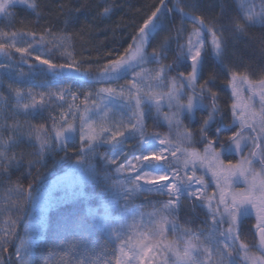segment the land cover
<instances>
[{"label":"snow or ice","instance_id":"1","mask_svg":"<svg viewBox=\"0 0 264 264\" xmlns=\"http://www.w3.org/2000/svg\"><path fill=\"white\" fill-rule=\"evenodd\" d=\"M13 2L0 0V15H9L8 6ZM19 2L29 9L37 7L36 0ZM153 4L123 52H108L116 58L103 65L89 62L85 67L84 59L77 58L75 38L81 33L0 29V54L10 57L14 51L29 67L35 63L51 72L95 74L101 85L98 89L74 90L65 84L40 91L7 85L14 97V118L21 113L27 117L37 108L47 109L49 101H59L60 114L49 113L50 128L27 120L24 125L15 119L13 123L6 119L0 123V171L6 172L12 161L21 158L10 151L21 136L43 148L72 129L78 131L82 146L99 140L120 144L124 138L138 135L142 142L155 147L131 158L114 157L110 163L131 180L130 188L156 189L167 199L143 207L151 208L150 212H137L117 242L114 264H264V65L259 69L261 78L253 81L236 66L224 64L227 75L221 82L231 91L232 101L225 107L230 115L225 125V108L218 103L220 93L209 87L208 80L198 77L206 45L215 56H221L222 34L211 21L180 7L181 14L195 24L175 35L176 50L186 56L188 68L173 72L171 62L160 59L159 48H153V59L147 60L146 36L150 28H155L165 0ZM257 18H264V6L245 7L235 27L242 30ZM205 30L207 40L202 36ZM169 39L166 36L163 43ZM34 47L43 51L34 53ZM149 64L155 67L149 69ZM7 67L0 64V69ZM122 71L130 72L131 79L119 87L111 86ZM257 88L261 89L259 93ZM81 91L84 98L76 104ZM97 97L122 101L127 114L110 117L111 110L102 108ZM0 100L7 97L0 93ZM198 108L207 110L208 115L193 129L182 117ZM161 121L169 129L166 134L157 130ZM154 167L163 170L153 171ZM182 198L192 202V212L197 205L205 210L204 223L195 232L179 224ZM145 215L148 224L137 223V218ZM247 217H251L250 226L244 224ZM14 232L15 219L8 225V235L0 238L7 240ZM3 250L7 252V248Z\"/></svg>","mask_w":264,"mask_h":264},{"label":"trees","instance_id":"2","mask_svg":"<svg viewBox=\"0 0 264 264\" xmlns=\"http://www.w3.org/2000/svg\"><path fill=\"white\" fill-rule=\"evenodd\" d=\"M250 1L257 8L264 6V0ZM155 2L158 0H36V9L15 3L8 8L9 15H1L0 29L35 30L37 34L44 29H63L72 33H81L75 38L77 58L84 59L85 67L89 62L93 65H103L109 59L116 58L115 55L108 56V52H123L131 42L135 30L147 18V14H150ZM176 2L177 0H165L154 28L170 37L165 48L166 53L162 58L164 62H171L173 72L185 71L188 68L187 59L176 50V33L181 28H189L185 26ZM102 9L108 11L102 12ZM217 16L218 13L207 14L205 19L211 21L216 26V30H219L218 26H224L223 22L230 30V25L233 24L231 16L215 24ZM150 30L146 36L148 55L152 51ZM231 32L235 34L234 31ZM204 37L205 40L208 39L207 31H204ZM223 39L224 47L219 57L213 54L210 45L206 46L202 78L208 80L209 87L220 93V100L226 107L232 101L229 89L221 82L227 75L224 64L234 65L242 73L249 74L253 81H258L261 78L260 66L264 65V27L250 29L237 37L228 36ZM10 58L17 65L19 72L29 71V65L24 63L17 53L12 52ZM88 58L91 60L89 61ZM57 59L59 62L60 57L57 56ZM31 67L35 70L33 72L35 74L31 75L35 81L48 78L60 79L68 74L76 75L59 70L51 72L35 63ZM79 75L88 79L98 78L95 74ZM3 76H7L6 73ZM11 78L16 80L15 77ZM224 113L226 114L227 111ZM207 115L200 110L194 122L188 126L197 128ZM165 127L166 125L161 122V127L158 129ZM214 127L215 125L213 129ZM32 141L34 144L27 151L25 147L22 149L18 147L16 151L21 158L15 165L8 166L6 172L0 171V188L9 186L23 193L20 203L22 205L19 208L16 205V208L10 212V215L13 214V218L10 217L11 221L15 219V232L7 240L0 238V264H19L17 258L21 246H26L30 251L27 264H114L113 257L120 237H116L107 212L116 206L121 194V184L113 165H107L100 159V154L107 153L110 145L92 143L82 146L76 142H68L41 154L37 143ZM84 150L92 154L90 159H85V178L82 181L76 178L69 186L62 189L60 199L51 204L44 218L34 226V236L26 240V232L30 229L31 202L39 189L54 177L66 172L85 152ZM164 199L152 195L143 201L134 199L131 203L145 202V207L149 203L162 202ZM191 207V201L183 207L179 224L190 227L195 232L203 224L205 212L198 205L196 211L192 212ZM2 210L3 206L0 203V213ZM250 219L251 217L245 218V226H250ZM6 235H8L6 232L0 231V237ZM5 248L7 252L3 250Z\"/></svg>","mask_w":264,"mask_h":264},{"label":"rangeland","instance_id":"3","mask_svg":"<svg viewBox=\"0 0 264 264\" xmlns=\"http://www.w3.org/2000/svg\"><path fill=\"white\" fill-rule=\"evenodd\" d=\"M15 3H20L19 0H14L13 3L9 4L8 8ZM176 4L180 7L185 9L186 11L194 14H198L206 17L207 14H216L218 16L215 18L214 23L219 24L226 19L227 16H231V22L233 24L230 25V30L234 31L233 34L227 24L223 22V27L218 26L217 32L221 33L223 37H237V35H241L242 33L246 32L247 30L264 27V18H257L256 21L252 24H248L245 26L244 29H237L235 27L236 23L242 20V9L245 7L253 6L250 0H177ZM180 11V10H179ZM181 13V12H180ZM206 14V15H205ZM184 18L185 26L189 28L195 24V21L192 20L190 17H185L181 14ZM1 17V15H0ZM160 30L158 29H151L150 35H152V42H151V49L159 48L160 49V59L164 61L162 55L166 53V46L167 42H164V38L166 35L159 33ZM206 31V30H205ZM204 37V32L202 33ZM3 38H0L2 40ZM205 39V37H204ZM225 39V38H224ZM223 39V40H224ZM18 43H23V41H18ZM207 46V45H206ZM43 51L40 48L34 47L33 52H40ZM14 52V51H13ZM151 52L147 56L148 61H152ZM15 53V52H14ZM18 54V53H17ZM206 54V47L203 56ZM19 55V54H18ZM185 56V55H184ZM203 56L201 58V65L198 72L199 79L203 80L202 78V70H203ZM186 57V56H185ZM23 60V59H22ZM0 64L8 65L7 68L0 69V93H3L7 100H0V123H3L6 119L9 123H13L14 119L17 123L24 125L25 121H29L34 124H45L49 128L51 127V121L49 120V113L53 116H59L60 110L57 107L59 101H49L50 107L47 109L37 108L27 114V117L21 113L17 117H13L12 112V104L14 102V97L12 93L8 90L7 85H12L13 87H22L24 89L27 88H35L37 91L47 89V88H56L63 86L65 84L72 87V89H98L101 85L98 82V78H91L88 79L87 77H83L82 75H72L68 74V76H62L60 79H42L35 81L31 75L35 70L33 67L29 68L28 72H22V74L18 71L17 65L12 61L10 57H6L3 54H0ZM147 68L151 69L155 67V64H149L146 66ZM6 73L7 76H3ZM37 74V73H36ZM10 77V78H9ZM11 77H15L14 80ZM127 79H131V73L128 71H122L117 78H114L111 83L113 87H119L121 84H125ZM107 86V85H105ZM257 93L261 91V89H256ZM230 95L231 91L229 90ZM83 93L81 91L79 95V99L76 101V104H80V101L83 100ZM39 99V97H37ZM97 103L101 105L102 108L110 109V117H118L124 116L127 114V108L123 106V102L114 99H102L100 97L96 98ZM68 103H71V97H69ZM218 103L220 104L221 108L224 109L225 106L222 103V100L219 99ZM67 103L64 104V107L67 108ZM203 109H197L194 112H185L183 114V122L186 125H190L194 122L195 118L198 116V112ZM208 114L207 110H203ZM224 111H227L226 108ZM225 119L224 123L227 125L229 123L230 115L224 113ZM162 122V121H161ZM79 123V121H77ZM163 123V122H162ZM164 124V123H163ZM148 125L152 127V120L148 121ZM166 125V124H164ZM25 127V131H26ZM161 131L162 134L168 133L169 129L166 125L165 128L157 129ZM7 137V130L4 131V138ZM134 138V139H133ZM68 142H76L77 144L81 145L79 140V134L76 129L69 130L65 133V135L56 140L53 138L50 143L46 144L41 148L38 147L39 153L45 154L50 152L53 148L65 145ZM94 143H106L103 140L96 141ZM34 142L31 139H28L24 136H21L19 141L12 146L10 151H14L17 156H19L18 152L16 151L19 148H27L26 151L33 145ZM92 144V143H91ZM110 149L107 153L100 154V159L107 165H113L110 161L115 157L119 159L124 158H131L135 155L141 154L145 150H150L151 148L155 147L154 145H149L141 141L140 137L134 136L131 138H124L120 144H110ZM85 152L80 156L78 160H76L67 170L66 172L62 173L54 177L51 181L41 186L38 191V194L35 196L33 201L31 202V215H30V229L26 232V240L32 238L35 234L34 226L37 225L45 216L46 212L49 210L51 204L60 199L61 191L64 187H67L72 183L74 179H78L82 181L86 175V164L85 159H90L92 154L89 153L88 150H84ZM139 151L138 153H135ZM19 160L12 161L8 166L15 165ZM114 171L118 178V181L121 184V194L116 201V206L108 210L107 217L110 223L113 225L114 232L116 237H122L129 225V223L133 220L136 216L138 211L141 212H150V210L143 209L145 202L142 204H132L131 202L134 199H148L152 195L164 197L166 200L167 197L161 195L156 189H142L137 190L130 188L129 185L131 184V180L124 176L116 167L113 165ZM153 171H162L163 169L153 168ZM211 191V189H209ZM23 199V193L13 187L4 186L0 188V203L3 206V210L0 213V231L6 232L8 234V225L11 223L10 212H12L16 205L20 204ZM189 202V200L182 198V208ZM205 212V210H204ZM149 222V217L145 215L144 217L137 218V223H141L143 225H147ZM204 223V220L203 222ZM181 226V225H180ZM183 227V226H181ZM30 257V251L27 249L26 246H21L18 250V263L19 264H27L28 259Z\"/></svg>","mask_w":264,"mask_h":264}]
</instances>
